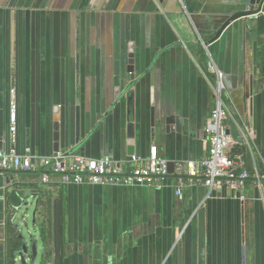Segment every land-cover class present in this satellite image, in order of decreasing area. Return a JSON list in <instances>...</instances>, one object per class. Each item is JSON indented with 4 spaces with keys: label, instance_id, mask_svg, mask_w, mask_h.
<instances>
[{
    "label": "crops",
    "instance_id": "1",
    "mask_svg": "<svg viewBox=\"0 0 264 264\" xmlns=\"http://www.w3.org/2000/svg\"><path fill=\"white\" fill-rule=\"evenodd\" d=\"M222 1L0 0V150L79 153L128 167L131 88L133 154L147 157L154 145L169 164L168 176L131 186L65 184L41 164L1 171L0 220L20 203L17 192L28 190L40 200L49 249L52 201L61 199L62 264H198L197 211L204 207L205 264H264V185L249 178L237 192L223 186L208 197L206 189L199 204V185L184 175L176 194L175 162L207 155L209 61L224 75L227 121L244 138L229 151L251 173L264 170V15L236 20L209 42L225 20ZM1 248L0 264H7Z\"/></svg>",
    "mask_w": 264,
    "mask_h": 264
},
{
    "label": "built area",
    "instance_id": "2",
    "mask_svg": "<svg viewBox=\"0 0 264 264\" xmlns=\"http://www.w3.org/2000/svg\"><path fill=\"white\" fill-rule=\"evenodd\" d=\"M260 15H264V1L260 10L250 17ZM207 70L213 76L211 84L213 105L206 126L207 155L199 162L192 160L175 162L174 171L179 176L176 194L181 192L184 175L191 183L204 186L208 190L206 197L211 190L223 186L237 192L244 188L249 178H253L255 184L262 187L264 170L251 173L244 167L242 156L229 151L228 146L232 139L227 133L224 75L211 61L207 63ZM15 107V101L12 99L10 101L11 133L15 132ZM243 129L245 136L252 138L253 131L247 124H243ZM128 163L127 167L125 162H117L109 158L93 161L79 153L57 152L52 156L41 158L31 154H17L14 150H0V172L6 170L29 172L41 164L58 175L65 184L144 185L152 184L156 179L169 175L168 161L157 153L154 145L149 148L147 157L133 154L129 157ZM42 180L47 182V175H43Z\"/></svg>",
    "mask_w": 264,
    "mask_h": 264
},
{
    "label": "water",
    "instance_id": "3",
    "mask_svg": "<svg viewBox=\"0 0 264 264\" xmlns=\"http://www.w3.org/2000/svg\"><path fill=\"white\" fill-rule=\"evenodd\" d=\"M264 0H223L222 12L225 20L217 29L215 35L209 41L215 40L222 31L232 22L239 19H246L257 13ZM206 45L208 44L205 43ZM127 79L130 81L134 75V53L130 45L127 55ZM120 66L119 61L114 63V86L116 97L120 93ZM152 73V71H150ZM134 95V90L128 88L125 91L127 103V138L128 153L133 155L134 123L130 117L132 108L129 106ZM172 119H168L170 121ZM227 133L233 142L243 144L244 138L233 121H227ZM57 150V149H56ZM198 203L206 193V188L199 185ZM20 203L12 206L13 212L5 215L0 220V242L1 250L4 252L6 262L10 264H49L51 255L52 264H62V205L60 198L52 201V248L49 249L48 234L44 226V217L40 210V200L36 198L34 192L25 190L22 194L17 192ZM40 195V194H39ZM197 237H198V264H205V208L200 207L197 211Z\"/></svg>",
    "mask_w": 264,
    "mask_h": 264
},
{
    "label": "trees",
    "instance_id": "4",
    "mask_svg": "<svg viewBox=\"0 0 264 264\" xmlns=\"http://www.w3.org/2000/svg\"><path fill=\"white\" fill-rule=\"evenodd\" d=\"M7 264H10V262L7 261Z\"/></svg>",
    "mask_w": 264,
    "mask_h": 264
}]
</instances>
